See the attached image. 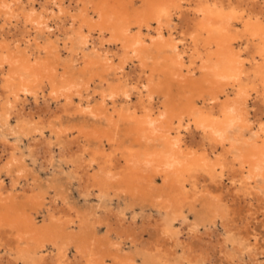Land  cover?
<instances>
[{
  "label": "bare ground",
  "instance_id": "1",
  "mask_svg": "<svg viewBox=\"0 0 264 264\" xmlns=\"http://www.w3.org/2000/svg\"><path fill=\"white\" fill-rule=\"evenodd\" d=\"M78 1L83 12L67 18L78 22L80 51L70 53L72 67L87 64L83 70L91 74L85 81L58 74L64 67L60 50L67 44L62 41L60 48L55 31L64 25L54 11L66 8V0H0V19L5 16L0 36L13 31L23 45L33 33L55 38L51 51L43 49L52 57L41 64H33L27 52L11 54L12 47L0 45V145L6 156L0 169V264H211V252L221 264H264L258 261L264 249L251 242L257 234L250 228L261 215L264 229V198L252 186L264 177V117L252 122L248 112L252 102L264 115V0ZM36 2L41 12L34 17ZM72 4L78 2L68 0L66 15ZM90 12L99 19L96 25ZM95 32L112 37L108 46H122L127 57L118 66L104 39L94 40ZM135 60L140 75L132 79L126 68ZM92 66L104 75H93ZM95 75L108 93L91 86ZM28 99L30 113L24 109ZM64 114L101 127L90 134L62 129ZM22 145L28 157L40 151L45 165L65 170L66 180L30 184L21 175L28 170ZM3 173L10 178L8 189ZM224 177L230 187H223ZM21 181L36 200L14 195ZM70 184L84 204L96 199V207L70 202ZM110 195L125 205L107 209ZM234 202L244 208L241 227ZM136 205L148 208L145 222L137 223ZM39 209L52 211L42 230L35 218ZM217 225L220 233L209 251L201 234L212 243ZM144 227L146 240L138 232Z\"/></svg>",
  "mask_w": 264,
  "mask_h": 264
},
{
  "label": "rangeland",
  "instance_id": "2",
  "mask_svg": "<svg viewBox=\"0 0 264 264\" xmlns=\"http://www.w3.org/2000/svg\"><path fill=\"white\" fill-rule=\"evenodd\" d=\"M77 2H78V4L75 6L74 4H72L71 5V8H73V9H71L70 8V12L66 15V13L64 12L65 10H66V8H67V5H68V0H66V3H65V5H64V7H66V8H62L61 10H58L57 11V9L54 11V15L55 16H59V18H60V20H59V24H61V26H63L62 27V29H61V32H59L58 33V31H55L57 34L56 35H58V39H59V45H60V48H62V45H63V42L62 41H64V43H66L67 45H66V50H64V49H61L60 51V54H61V61H62V63H63V68H62V65H60V67L58 68V74H59V76H61V75H63V74H67V73H69V74H71L72 76H73V78H77L78 80H79V78H81L82 80L84 79V81L89 77L90 78V76H89V74H91L90 72H88V73H86V71H84L83 69H84V67H85V65H87V64H85V62L83 63V62H80L79 63V66H74V67H72V64H74V59L72 58V53H70V51L71 50H73V51H80V50H78V46H79V37H77V35H76V30H77V28H78V22L75 24H72L69 20H70V18H67L68 17V15L69 16H71V17H73L74 19H76L77 17H78V15H80L81 14V12H83L82 10H83V8H84V5H83V3H81L80 1H78V0H76ZM90 1H92V2H94L95 0H90ZM39 2H41V1H39ZM37 4H38V2H36L35 3V15L33 14V16L34 17H37L38 15H39V13L41 12V3L40 4H38V6H37ZM139 4H137V6H138ZM40 6V7H39ZM38 7V8H37ZM36 8H37V10H36ZM40 8V9H39ZM78 9V10H77ZM64 10V11H63ZM80 11V12H79ZM91 11V10H90ZM58 12V13H57ZM79 12V13H78ZM78 13V14H77ZM2 14V13H1ZM94 13H92V12H90V15L93 17V22L95 23V25L99 22V19H98V17H97V15H93ZM63 16V17H62ZM62 17V18H61ZM4 18H5V16H1V19H0V27L2 26V24H3V20H4ZM63 19V20H62ZM69 19V20H68ZM98 19V20H97ZM64 21L65 23H63L62 21ZM68 22H67V21ZM97 20V21H96ZM62 22V23H61ZM174 22H176V21H174ZM69 23V24H68ZM69 25V26H68ZM152 26L155 28V23L153 24L152 23ZM157 26V25H156ZM152 27V28H153ZM75 32V33H74ZM86 32L87 31H84V35L86 34ZM12 34V35H11ZM94 35V34H93ZM18 36V37H17ZM40 36V37H39ZM96 36H97V39H94V40H100L101 42H102V40L104 39V41L102 42L103 44H105L106 43V41L107 42H110L111 40H112V37L110 36V35H108V33H104L103 35H101V36H98V33L97 32H95V36H93L94 38H96ZM106 38H105V37ZM29 37H31L30 39H29ZM28 38H26L25 39V41L27 40V44L26 43H24V45H23V43H19L18 44V40H17V38L19 39V34L17 33V34H14L13 33V31H11L8 35H7V37H6V35L5 36H0V45H5V46H7V47H12L11 48V50H10V52L9 53H15V51L18 49V50H20V51H24L25 52V55H26V52L29 54V55H31L32 57L30 58L31 59V62L34 64V63H37V64H41L42 62H46L47 60H46V58H50V54H51V57H52V52H50V54H47L48 56H46L45 54H46V52L44 51V50H46V51H51V48H52V44H51V42H54V40H55V38L52 36V35H50V40H47V38H46V36H44V35H37V34H32L31 36H29ZM69 37H70V39H69ZM72 38V39H71ZM103 38V39H102ZM34 39V40H33ZM61 39V40H60ZM76 39V40H75ZM15 40V41H14ZM62 42V43H61ZM68 42L70 43V44H68ZM73 42V43H72ZM7 44V45H6ZM112 44V43H111ZM18 45H21V46H19V48H17V46ZM73 45V46H72ZM76 45V46H75ZM109 45V43H106V46L108 47V49H110V51L111 52H109L110 54H115L116 55V57H114V66H118L119 65V63L121 62V60H124L123 58H125V57H127V55H126V53H125V51L123 50V49H121V48H119V47H122L120 44H112L111 46H108ZM115 45H117L116 46V48H115ZM14 46V47H13ZM43 47V48H42ZM15 48V49H14ZM29 48V50H27ZM38 48L40 49L39 51H40V54H39V51H38ZM44 49V50H43ZM112 49H113V51H112ZM119 49H121V50H119ZM29 51V52H28ZM43 52V53H42ZM45 52V53H44ZM36 53V54H35ZM42 53V54H41ZM7 54V51L5 50V53H4V55H6ZM27 54V55H28ZM33 54V55H32ZM38 55V56H37ZM94 54H92V56H93ZM122 55V56H121ZM34 56H36V57H34ZM64 58V59H63ZM92 60L93 59V57L92 58H89V60ZM46 60V61H45ZM89 60H86V62L88 63V61ZM136 61V60H135ZM133 62V63H131V64H129L128 66H131L130 68H132V69H130L128 66H127V68H126V72H127V70H128V74H131L130 76H131V78L133 79L135 76H139L140 75V69L138 68V66H139V63L136 61V62ZM73 62V63H72ZM68 63V64H67ZM133 64V65H132ZM135 64H136V66H135ZM135 66V67H134ZM61 68V69H60ZM69 68V69H68ZM75 68V69H74ZM92 68H94V69H92ZM66 69V70H65ZM90 69H91V72H92V74L94 75V74H102V75H104L102 72H101V69L100 68H98V69H96V67H94V66H92V67H90ZM133 69H135V70H133ZM93 70V71H92ZM132 70V71H131ZM83 73H82V72ZM95 71V72H94ZM85 72V73H84ZM88 74V75H87ZM148 74H149V72H145V74H144V76L142 75V82H143V84H146V82H147V78H148ZM197 75V74H196ZM83 76V77H82ZM79 77V78H78ZM99 77V76H98ZM97 77V78H98ZM104 77V76H103ZM86 78V79H85ZM96 78V75H95V77H94V81L93 82H91V86L94 88V90L95 91H97V93L98 92H101V90L103 91H105L106 93H108V88H107V86L106 85H103V86H101V84H100V81H101V78H98L97 79ZM109 78V79H108ZM100 79V80H99ZM107 79L111 82V75L109 76V77H107ZM97 82V83H96ZM96 87V88H95ZM102 88V89H101ZM226 98V97H225ZM228 99H232L233 98V95L232 94H229L228 95V97H227ZM157 99V101L155 102V103H157V104H159V102H161L160 100L161 99H158V98H156ZM206 99V98H205ZM224 99V98H223ZM29 101V102H28ZM28 101H27V103L25 104V106H24V109H25V111H26V113H30V112H33V109L31 108V107H33L31 104H32V102H31V100L30 99H28ZM31 102V103H30ZM252 103V102H251ZM250 102L248 103V112H249V118H250V120L252 121V122H254L255 120H256V118H258L257 116H259V117H261V118H263L264 117V115H262L261 116V114H259L258 112H260L259 110H258V108H257V105L256 104H253V106H252V104H251ZM30 104V105H29ZM251 104V105H250ZM202 104H200V106H201ZM251 107H252V109H251ZM29 108H30V110H29ZM253 109H255V110H253ZM28 110V111H27ZM258 110V111H257ZM254 111V112H253ZM251 112V113H250ZM255 112H256V114H255ZM254 114V115H253ZM251 115V116H250ZM65 114L64 115H62V117H61V120L59 121V127L60 128H62V129H69V128H71V127H78L79 129H82L83 131V134L85 133V134H90V133H92V132H94L95 131V129H97V128H99V127H101L99 124H97V123H94L91 119H88V120H84L82 117H80V116H76V117H74V118H71V119H69V118H67V116H65ZM252 116L255 118H252ZM252 118V119H251ZM68 121V122H67ZM85 121V122H84ZM70 122V123H69ZM91 124H92V126H91ZM87 131V132H86ZM46 134H48L47 132L45 133V135ZM184 133H182V135H183ZM246 134H247V136H245V138L244 139H248V137H250V134L249 133H247L246 132ZM253 135V134H252ZM186 140L188 141V135L186 134ZM229 137H231L230 139L232 140V142L233 143H235L236 141L233 139L234 137L231 135V136H229ZM82 143H84V145H86V146H88V147H90V148H94L95 147V145L93 144V142H88V141H84V139H82ZM0 147H2L1 145H0ZM22 147V149H24V155L25 156H27L28 155V153H27V148H26V146L25 145H22L21 146ZM236 147V146H235ZM54 149H55V147H54ZM53 149V150H54ZM236 149H234L233 151H232V156L234 157V158H237L238 157V152H237V150L235 151ZM40 152V151H39ZM39 152H37V154H35V155H33L34 157L33 158H30V157H28L27 156V158H26V163H27V165H28V167H27V171L25 170V171H22V173H21V175L24 177V176H26V177H28L29 178V183L30 184H33V185H35L37 182H39V181H43V183H46L47 181H49V180H52V178H54V177H56V178H58V179H62V180H64V178H65V180H66V177L67 176H65V174H64V172H65V170H62L63 172H61L58 168H53L52 166H49V165H45V163H43V160L44 159H42V154H40ZM237 152V153H236ZM39 154V155H38ZM19 155V154H18ZM235 155V156H234ZM2 156H4V157H2ZM36 156V157H35ZM40 156V157H39ZM38 157V158H37ZM0 162H2V163H0V169H1V167H2V165L4 164V162L6 161V156L5 155H3V147L2 148H0ZM35 169V170H34ZM24 172V173H23ZM14 173V172H13ZM54 173V174H53ZM58 173V174H57ZM62 173V175H60ZM50 175L52 176V177H50ZM60 176V177H59ZM65 176V177H64ZM13 177V178H12ZM11 177V180L13 181V180H15V177H14V175ZM37 177V178H36ZM4 178V179H3ZM40 178V179H39ZM225 179L223 180V187H224V183H225V186L226 187H230V184L228 183L229 181L227 180V178L226 177H224ZM1 179L2 180H4V184H5V187H6V189H8L9 188V186H10V178L7 176V175H5L4 173L3 174H1ZM39 179V180H38ZM32 180V181H31ZM35 181V182H34ZM46 181V182H45ZM225 181V182H224ZM32 182V183H31ZM9 183V184H8ZM42 183V182H41ZM22 184L25 186V183H24V181H21V183H20V185L19 186H17V189L13 192L14 193V195L18 198V199H20V200H22L23 202L24 201H26V200H28V197H32V198H29V199H33V200H36V196H32V194L30 193V195H28L29 194V192H26V194H25V191H26V189L28 190V186H23L22 187ZM157 187L158 188H160V187H162L163 185H162V182H161V180H158L157 181ZM71 185V184H70ZM69 185V186H70ZM160 185V186H159ZM252 186H253V190H257V191H255V192H259L258 193V195L260 196V198L261 199H263L264 198V177L263 176H261V178H260V176H258V177H256L255 178V180L252 182ZM222 187V186H221ZM10 192V191H9ZM8 192V193H9ZM24 192V193H23ZM28 193V194H27ZM69 196H68V198H69V201L70 202H72L73 204H77V205H82V206H84V205H86V204H84L83 202H84V200L81 198V197H79V195H78V190H77V188H76V186L75 185H71V188L69 187ZM4 195V194H3ZM8 195V194H7ZM53 195H55V193H54V191H52V190H49V197L50 198H53V197H55V196H53ZM113 195H110V199H108V201L106 202V200L104 201L105 202V204H106V207L109 205V204H111V205H109V207L107 208V209H113V210H116V209H118V208H120V206H124L125 205V200L123 199V198H118V197H112ZM47 198L48 200H50V198ZM91 199H93L92 200V204H88V205H86V206H93V207H96V204H97V202H96V199H94V198H91ZM114 199V200H113ZM82 200V201H81ZM17 201H19V200H17ZM112 201V202H111ZM123 201V202H122ZM95 202V203H94ZM59 203H60V201H59ZM61 204V203H60ZM253 204L255 205V201H253ZM49 206V205H48ZM146 209H144V208H142L141 209V207L139 206V205H136L135 207H134V211H136L135 212V214H138L140 217L137 219V223H140L141 221L143 222H145L146 221V218H147V216H148V214H149V210H148V208L147 207H145ZM243 207H242V205L240 204V203H238V202H234V204L232 205V207H231V209H232V211H234L235 213H234V218L236 219V221H237V224H238V226L239 227H241L242 225H244V224H242L241 222H240V224H239V222H238V220L239 221H241L240 220V217L243 215L244 216V208L242 209ZM27 210H29V209H27ZM143 210V211H142ZM145 210H146V212H145ZM148 211V212H147ZM50 212H52V211H50ZM49 212V213H50ZM140 212V213H139ZM41 213V214H40ZM49 213H47V211H45L44 209H39L38 210V213H36V215H35V218H36V221L38 222V225H39V227H40V229L42 230V229H44L45 227H46V225L48 224V222H50V220H49V216H48V214ZM238 213V214H237ZM128 215H127V218H129L130 216H131V214L132 213H127ZM262 216L261 215H258L257 216V221H255V222H252V224H251V226H250V228H252V229H254L255 231V234H257V239H254V238H251V242H255V240H257V243L259 244V246H261L262 247V249H264V229H261L262 228V224H261V218ZM38 219V220H37ZM189 219L190 220H192L193 219V215L192 214H189ZM254 223V224H253ZM41 224V225H40ZM179 225V226H178ZM101 226V227H100ZM175 227L176 228H180V223L179 222H176L175 223ZM217 228H215V230H216V232H212V243H207V234H206V236H205V233H204V231L202 232V229H204V228H200V231L202 232V234H201V237H202V239H203V243H206V246H210L211 247V245L212 244H215L214 243V240L216 239V233H220V227L217 225L216 226ZM103 228V229H102ZM99 230H100V235H104L103 233H104V231H105V228H104V225L102 226V224L101 225H99ZM147 230H148V228L146 227H144V228H141V230L139 229L138 230V232H143V239L144 240H146L148 237H149V235H148V232H147ZM206 230V229H205ZM214 233V234H213ZM6 235V234H5ZM184 237H186L185 236V232H184ZM208 246V247H209ZM126 247V250H127V248H128V245H126L125 246ZM210 247H209V251H210ZM47 248V249H46ZM45 248V250H44V253L45 254H47L48 252H49V247H46ZM2 249V250H1ZM2 252H4V250H3V248L0 246V254L2 253ZM3 254V256H4V253H2ZM1 254V255H2ZM72 255H73V248H70V251H69V256L70 257H72ZM210 255H211V264H221L220 263V261L218 260V257L217 256H215L216 254L214 253V252H211L210 253ZM3 256H1V257H3ZM259 257V258H258ZM257 258H258V261L259 262H263L264 261V256H258Z\"/></svg>",
  "mask_w": 264,
  "mask_h": 264
}]
</instances>
